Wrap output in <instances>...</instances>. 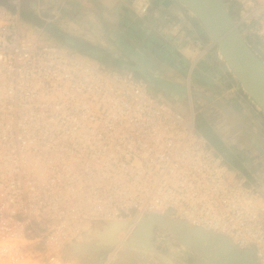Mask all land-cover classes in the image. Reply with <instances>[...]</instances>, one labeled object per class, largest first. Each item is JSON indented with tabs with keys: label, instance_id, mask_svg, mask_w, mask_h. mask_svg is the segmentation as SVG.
Returning <instances> with one entry per match:
<instances>
[{
	"label": "built area",
	"instance_id": "1",
	"mask_svg": "<svg viewBox=\"0 0 264 264\" xmlns=\"http://www.w3.org/2000/svg\"><path fill=\"white\" fill-rule=\"evenodd\" d=\"M223 2L264 55V0ZM150 4L132 0L140 15ZM165 213L264 264V192L190 117L0 5V264H57L97 223Z\"/></svg>",
	"mask_w": 264,
	"mask_h": 264
},
{
	"label": "rangeland",
	"instance_id": "2",
	"mask_svg": "<svg viewBox=\"0 0 264 264\" xmlns=\"http://www.w3.org/2000/svg\"><path fill=\"white\" fill-rule=\"evenodd\" d=\"M119 3L122 5L121 11H123V18L120 19V21L117 16L114 17L111 14L110 16L108 15V17L111 18L107 19V15L101 11L102 8L100 9L96 0H9V4L19 11L20 19L26 27L31 29L39 27L48 29L54 27L67 38L62 40L48 32L47 34L54 41H57L62 45L73 48V46L69 45L66 41L70 40L71 42L72 40H75V43L81 41L94 47L96 50L101 51L100 54L103 57V63L107 65H116V67H122V63L135 66H139V64L146 65V68L144 66L141 67L147 72V74L163 79L164 72H159V65L163 64L160 53L170 52L167 49L172 46L170 42L175 46L180 47V43L175 42L177 40L176 36L179 32L174 30L171 24L163 26L160 22L162 25L161 27H163L160 32L152 30V33H149V29L147 30L145 27H141L149 23L147 15H140L135 11L132 6V0H122L119 1ZM107 6L109 5L107 4ZM109 8L111 11L114 10L112 7ZM171 22L172 20L170 19V23ZM125 28L133 30L132 34L139 35L138 38H135V40L125 39ZM139 29H141V31H139ZM179 31L186 30H183L182 27L179 26ZM73 32H79L80 34L71 35L74 34ZM111 35H113V37ZM88 36H91V38L87 39ZM97 37L101 40L99 41ZM123 38L125 39L124 44L126 48L130 52H133L139 60H132L128 55H124L122 51L117 48L118 39L123 40ZM71 43H73V41ZM154 44H156V49L153 47ZM203 48V46L198 47L195 44L196 50L191 48V50L188 51L189 49H186L187 51H185L184 56L188 58L190 62L195 61L198 58L209 56L207 50ZM220 79H223L226 83L228 82L227 75L223 74ZM226 87H234V95L238 105L242 108V112L244 113L243 116H246V118L255 123L261 131H264V113H262L249 98H245L242 95L243 91L240 86L228 82ZM156 93L158 96L163 97L161 92L156 90ZM173 101L174 102L172 103L174 105H177L178 107L182 106L180 100L174 99ZM195 123L197 125L195 127L196 130L200 135L205 134V137L207 138L206 141L216 147L214 150L224 157L228 166L245 167L239 165V161L237 162L234 159H244V154H242L234 144L226 141L227 139L222 136L224 134L231 140H236L238 135L233 129L228 128L218 130V126H211L209 122L207 123V120L205 121L204 116L200 113H195ZM233 143L238 145L241 142L238 140ZM247 164L249 171L252 170L254 166L252 167L249 162H247L246 165ZM92 232H95V230H92L91 233ZM85 234L89 233L82 232L75 239L62 247L59 262H57V264H72L70 258L67 257V246L72 242H76L80 236ZM89 236L93 237V235L90 234ZM95 242L96 241L92 239L85 244L88 246H94ZM151 246L152 248L148 249V251L151 252L150 257L148 258H139L136 255L131 254L126 256L125 259H122V255L118 252H114L115 247L112 251L100 249L98 252H95L94 258L92 256L94 251L92 249H87L85 259H87V261L89 259H94L95 264H150V259L156 256L164 260L166 264L168 261L173 264H196L195 259L201 257L191 249L180 244L175 239L172 232L163 226H154ZM79 251L80 250H77L76 252L79 253Z\"/></svg>",
	"mask_w": 264,
	"mask_h": 264
},
{
	"label": "crops",
	"instance_id": "3",
	"mask_svg": "<svg viewBox=\"0 0 264 264\" xmlns=\"http://www.w3.org/2000/svg\"><path fill=\"white\" fill-rule=\"evenodd\" d=\"M119 1L122 0H96L100 9L102 8L101 11L107 15V19L111 18L108 17V15L110 16L111 14L114 17L117 16L120 21V19L123 18V11H121L122 5ZM150 3V12L147 15L149 23L141 27H145L147 30L149 29V33H152V30L160 32L161 28H163L161 26L169 25L171 19L176 21L183 30H186H176L179 34H177V40L175 42L180 43L179 46L181 48L170 42L172 46L167 48L170 52L160 53L163 64L159 65V72H164V78L159 79L147 74L141 67H145L146 65L139 64V66H135L122 63V67H116V65L112 66L118 69H130L139 77L151 76L159 80L158 84H153L151 82L153 92L156 95V90L161 92L163 97L157 96L176 111L190 117L195 127L197 126L195 123V113H200L211 126H218V130L233 129L238 135L236 140H231L224 134L222 136L227 139L226 141L234 144L241 153L244 154V159H234L237 162L239 161V165L245 167L241 168L240 166L231 165L229 166L230 170L233 173L245 175L252 181H258L260 187L264 188V131H261L259 127L250 119H247L246 116H243L244 113L242 112V108L238 105L234 95V87H226L228 82L231 84L230 80L228 79L226 83L223 79H220L224 73L211 55V51L214 47L213 44L206 40V34L202 28L192 19L190 13L177 1L150 0ZM107 4L109 6H107ZM109 7H112L114 10L111 11ZM141 29H139V31H141ZM132 31L133 30L125 28V39L135 40V38H138L139 35L132 34ZM73 33L74 34L71 35H78L79 32ZM111 36L113 37V35ZM89 38H91V36H88L87 39ZM97 39L99 38L97 37ZM125 39H118L117 48H119L124 55H128L132 60H139L133 52H130L126 48L124 44ZM100 40L101 39H99V41ZM195 44L198 47L203 46V49L207 50L209 56L198 58L190 62V60L184 56L185 51H187L186 49L190 51L191 48L196 50ZM153 47L156 49V44H154ZM174 99L180 100L182 106L178 107L174 105L172 103ZM201 136L207 140L205 134ZM238 140L241 142L238 145L233 143ZM210 145L216 149L211 143ZM247 162H249L252 167L254 166L250 171L247 168ZM121 241L122 240L119 242ZM74 243L79 245L78 248L74 249L76 251L80 250L82 245L86 246V242L77 241ZM69 245L67 247H69ZM118 250L119 248H116L114 252L117 253ZM144 252L150 254L146 249L130 250L125 248L121 251V258L125 259L126 256L131 254L140 258L145 255L143 254ZM149 262L150 264H166L164 260L156 256L152 257ZM167 264L173 263L168 261Z\"/></svg>",
	"mask_w": 264,
	"mask_h": 264
},
{
	"label": "water",
	"instance_id": "4",
	"mask_svg": "<svg viewBox=\"0 0 264 264\" xmlns=\"http://www.w3.org/2000/svg\"><path fill=\"white\" fill-rule=\"evenodd\" d=\"M175 1L180 3L202 28L206 34V40L212 42L214 48L211 55L230 82L240 86L242 95L249 98L264 113V55L246 33L235 27L227 4L223 0ZM0 5L14 10L9 0H0ZM46 32L59 39L67 38L54 27L46 29ZM141 78L150 86H152L151 82L153 84L159 82L151 76H141ZM152 215L157 217H151ZM142 217H147L146 222L150 223L146 234L149 242L146 250L152 248L151 238L154 226H163L172 232L180 244L201 256L195 259L196 264H256L253 250H242L234 246L225 235L191 226L183 220L173 219L170 213L149 214ZM114 222L119 221L97 223L85 232L91 233L95 230L91 234L97 238L107 228L112 227ZM143 254H145L143 258L151 255L145 252Z\"/></svg>",
	"mask_w": 264,
	"mask_h": 264
},
{
	"label": "bare ground",
	"instance_id": "5",
	"mask_svg": "<svg viewBox=\"0 0 264 264\" xmlns=\"http://www.w3.org/2000/svg\"><path fill=\"white\" fill-rule=\"evenodd\" d=\"M151 217H157V216L152 215ZM145 218L147 217L131 216L130 218L127 219L114 220L119 222H114L112 227L107 228L105 232H103L97 238L89 236V234L93 235L91 233L82 235L78 238L77 241L84 243L93 239L96 241L95 245L94 246L82 245L78 253L74 249L78 248L79 245L72 242L70 243L66 251L67 257L70 258L72 264H95L94 259H89L88 261L87 259H85L86 258L85 254L87 249L88 250L92 249L94 251V253L92 254L93 258L95 252H98L100 249L112 251L113 248L116 247L119 248L118 253L120 255H121V251L124 250L125 248L130 250L146 249L149 245L148 236H146V234H147V228L149 227L150 223L146 222ZM137 225H139V227ZM120 240L122 241L119 242Z\"/></svg>",
	"mask_w": 264,
	"mask_h": 264
},
{
	"label": "trees",
	"instance_id": "6",
	"mask_svg": "<svg viewBox=\"0 0 264 264\" xmlns=\"http://www.w3.org/2000/svg\"><path fill=\"white\" fill-rule=\"evenodd\" d=\"M63 40V39H62ZM73 41V43H71ZM70 42L66 41L69 45H72L73 48H75L77 51H79L82 54L88 55L90 57H93L101 62H104L102 55L100 54L101 51L96 50L94 47L89 46L86 43H83L79 41V43H75V40H72Z\"/></svg>",
	"mask_w": 264,
	"mask_h": 264
},
{
	"label": "flooded vegetation",
	"instance_id": "7",
	"mask_svg": "<svg viewBox=\"0 0 264 264\" xmlns=\"http://www.w3.org/2000/svg\"><path fill=\"white\" fill-rule=\"evenodd\" d=\"M251 181H252V180H251ZM254 182H256V183H257L258 181H254ZM257 184H258V186H259L260 190H261L262 192H264V188L260 187V183L258 182Z\"/></svg>",
	"mask_w": 264,
	"mask_h": 264
}]
</instances>
